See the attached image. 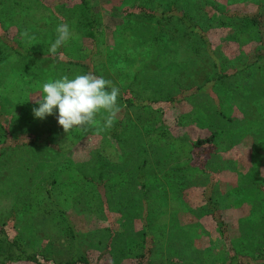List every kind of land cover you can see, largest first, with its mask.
Returning a JSON list of instances; mask_svg holds the SVG:
<instances>
[{
    "label": "rangeland",
    "instance_id": "rangeland-1",
    "mask_svg": "<svg viewBox=\"0 0 264 264\" xmlns=\"http://www.w3.org/2000/svg\"><path fill=\"white\" fill-rule=\"evenodd\" d=\"M179 1L193 13L198 24L204 25L205 21L210 47L226 71L231 70L230 61L254 50L251 40L240 44L227 36V29L215 27L213 9L250 13L261 5L264 14V0ZM163 2L89 0L99 24L96 49L105 52L96 65L97 70L122 90L131 83V90L145 100H165L179 95L171 104L151 103L144 107L126 108L118 101L121 111L117 120L122 130L116 137L108 136L110 129L103 127L100 116L97 126L73 128L68 133L58 124V109L44 119L34 117L32 109L39 107L34 101L41 94L42 84L63 75L71 79L78 72L49 59L17 57L0 43L1 123L13 136L42 134L62 154L55 167L57 156L46 155L47 148L3 147L0 129V150H5L0 155V218L6 220L12 213L10 223L20 220L19 225L24 224L27 230L35 214L51 212L56 203L66 209L67 218L86 242L84 249L89 247L86 250L89 257L99 253L107 239L105 228L111 225L115 233L111 253L104 251L98 264H130L129 257L140 252L137 241L143 215L140 189L136 188L132 176L136 163L142 156H148V150H161L169 164H187L190 142L212 131L214 150L218 153L215 168L220 161L216 198L229 237L238 250L236 239L253 241L258 232H264V205L243 190L248 174H264V61L222 82L211 81L208 78L212 77L213 69L206 54L192 37L181 36L179 28L172 23L163 24L164 50L154 48L149 41L154 24L131 21L123 16V11L134 4L156 7ZM77 6V0H0V26L6 28V36L19 48L36 51L50 49L57 25L66 22L74 35L61 48L68 57L83 59L91 44L80 29L76 30L82 21ZM25 31L27 37L21 35ZM96 58L95 61L99 60ZM199 84H203L199 91L188 92L191 86ZM95 153L106 161V187L100 186L99 192L103 194L102 200L109 199L101 205L94 199L95 192L89 195L86 191L77 192L80 185L72 171L76 164L89 162ZM38 161H43L40 169ZM235 168L240 173L234 172ZM48 170L55 179L51 202L43 197L40 189ZM197 171L193 169V174H189L188 192L177 195V188L164 183L158 170H154L155 175H145L148 197L144 220L155 241L147 258L149 262L167 264L166 257L174 255L190 264L223 262L224 248L219 234L199 206L201 185L198 182L201 180H197L200 177ZM26 192L30 193L33 206L24 201H30L29 197L22 198ZM82 202L89 205L88 211ZM101 207L107 209L102 211ZM253 226L258 229L254 230ZM13 234L12 229H7L9 237ZM239 234L251 236L237 237ZM262 239L264 243V236ZM41 240L38 238L35 246Z\"/></svg>",
    "mask_w": 264,
    "mask_h": 264
},
{
    "label": "trees",
    "instance_id": "trees-1",
    "mask_svg": "<svg viewBox=\"0 0 264 264\" xmlns=\"http://www.w3.org/2000/svg\"><path fill=\"white\" fill-rule=\"evenodd\" d=\"M77 9L80 12L82 21L77 24V29L81 30V34L84 38H87L91 44L90 50L87 57L83 59L70 58L64 54L62 48H58L55 54H51L48 50H31L19 48L15 45L5 34L6 28L0 26V43L7 48L12 54L17 57L32 59L40 58L42 60H53L54 64L64 65L70 68V71H77L79 74H85L92 72L97 76H103L106 79H110L101 74L96 65L101 59V55L105 52L96 49V37L99 34L98 20L94 17L92 9L90 7L89 0H77ZM156 7H143L138 4L131 5L123 11V16L130 19L131 21H143L145 23L151 22L154 24L152 32L149 37L150 44L154 45V48L158 50H164L162 43V34L164 33V23L175 24L181 31V36L192 37L195 42L200 46L203 53L206 54V60L210 62L213 72L211 74V81L222 82L229 77L248 69L252 66L257 65L260 61H264V14L261 10V5L257 7L254 12L240 13V12H228L223 10L213 9L214 19L216 21L215 27L221 30H228L227 36L231 39L237 40L240 44L242 41H250L253 43L254 50L250 54H246L240 58L230 61L231 70L226 71L220 64V59L210 47L209 40L206 37L207 26L205 21L204 25L198 24L196 19L193 17V13L189 12V9L182 4L179 0H164L163 4H158ZM125 30V28H123ZM230 33V34H229ZM54 42V41H53ZM42 50V51H41ZM99 59L94 60V57ZM160 61V58L157 59ZM111 80V79H110ZM114 85L117 84L111 80ZM131 83L126 84L125 88L120 89V95L118 101L122 102L124 107H144L149 104H171L176 99H179V95H171L165 100L149 101L139 98V94H136L134 90H131ZM203 87V84L197 86H191V90L188 91H199ZM180 90V89H179ZM178 90V91H179ZM181 91V90H180ZM179 91V92H180ZM223 115V114H221ZM0 129L2 131L1 146L13 147L16 145H28L34 148H47L46 155L52 154L57 156V159L53 163L56 167L62 154L59 150H56L55 146L51 144L42 134L38 135H26V136H13L7 130V127L0 121ZM7 129V130H6ZM108 136L116 137L122 130L121 122L117 120L113 127L109 128ZM215 146V133L210 132L208 135L202 138H195L190 142V160L187 164L175 165L169 164V161L163 157L161 150H148V156H142L136 163L134 171L132 173L133 183L136 184V188L140 189L141 204L140 211L143 210L141 230L137 241V248L140 252L129 257L128 261L130 264H153L147 260L150 255L155 241L148 232V225L144 220L145 204L148 197V189L146 188L145 175L148 173L154 174V170H158L160 179L163 180L167 185H173L177 188L176 195L181 192L187 193L190 188L188 177H191L193 169L198 170L199 174L198 181L201 180V189L198 193L200 198V209L202 210L205 218L211 223L219 234L220 240L223 244V262L216 264H264V243L261 242L264 232H258L253 241L247 240V242H241L240 239H236V245L238 250L234 246V240L229 237L227 223L223 217L222 209L219 205V200L216 198L217 186L216 179L218 170L215 168L214 163L218 160V153L214 150ZM5 150H0V155L4 154ZM98 153H95L90 158L89 162L76 164L72 171L77 177V182L80 186H77L81 193L86 191V194H92L95 192V198L98 204L102 202L108 203V199L102 200V188L106 187L107 175L105 172L106 161L100 157ZM43 161H38L37 168L40 169ZM46 171V177L41 180L42 187L40 188L43 197L50 200L53 185L55 179L53 174ZM189 171L190 173H186ZM105 172V173H104ZM195 172V171H194ZM234 172L240 173L236 168ZM193 174V173H192ZM36 175V169H35ZM50 175V176H49ZM249 178L246 180V185L243 186V190H246L248 194L253 195L254 199L258 198V202L264 205V174L258 175L256 172L248 174ZM109 180V178H108ZM39 181V178H38ZM173 181V183H171ZM196 185V184H195ZM194 185V186H195ZM108 188V186H107ZM29 196H27V195ZM22 195V198H28L24 200L30 203L32 197L29 192ZM105 197V196H104ZM36 199V198H35ZM75 199L79 201L77 195ZM53 209L50 212L41 213V216L35 214V219L30 222L32 224L26 230L24 224L19 225L20 220L13 222V214L10 213L6 220L0 218V264H98L100 257L105 252L111 253L114 232L112 231L111 225H108L105 230L107 231V239L102 244L101 250L96 254L95 257H89L84 249L86 242L81 240V235L76 230L75 225L70 222L66 215V209L58 207L56 203H53ZM84 208L88 211L89 205L86 202H82ZM104 205V204H103ZM29 206V207H30ZM96 205L93 210L96 211ZM107 208H102L105 210ZM26 211V210H25ZM29 211V208L27 209ZM35 213V212H34ZM34 222V223H33ZM16 224L20 226L17 228ZM36 224V225H34ZM25 226V228H23ZM243 228V227H242ZM7 229H12L14 234L12 236L7 235ZM253 229L258 228L253 226ZM241 231V230H240ZM23 232H27L24 234ZM26 235V236H25ZM239 236H251V234H245ZM261 236V237H260ZM42 238L41 243L35 246V242L38 238ZM233 241V242H232ZM259 241V242H258ZM154 243V244H153ZM250 244V246L247 245ZM90 248H93L90 245ZM105 251V252H104ZM167 264H190L184 258H180L178 255L167 256ZM225 261V262H224ZM160 264V263H155ZM215 264V263H214Z\"/></svg>",
    "mask_w": 264,
    "mask_h": 264
},
{
    "label": "clouds",
    "instance_id": "clouds-1",
    "mask_svg": "<svg viewBox=\"0 0 264 264\" xmlns=\"http://www.w3.org/2000/svg\"><path fill=\"white\" fill-rule=\"evenodd\" d=\"M55 31L57 35L49 49L51 54H55L74 35L66 22L58 24ZM21 35L27 37L28 32ZM119 95L120 89L110 79L92 72L71 79L63 75L42 84L41 94L34 101L39 107L32 111L34 117L44 119L58 109V124L65 133L73 128L97 126L98 116L102 118L104 128H111L121 111Z\"/></svg>",
    "mask_w": 264,
    "mask_h": 264
}]
</instances>
